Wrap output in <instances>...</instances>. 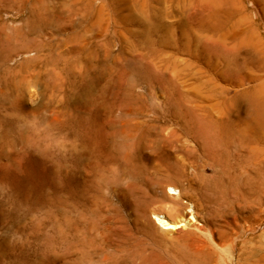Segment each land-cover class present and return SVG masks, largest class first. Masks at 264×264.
Listing matches in <instances>:
<instances>
[{"label":"rangeland","instance_id":"1","mask_svg":"<svg viewBox=\"0 0 264 264\" xmlns=\"http://www.w3.org/2000/svg\"><path fill=\"white\" fill-rule=\"evenodd\" d=\"M258 110L264 0H0V264H264V214L239 217L233 246L216 230L235 217L200 207V225L164 231L170 189L145 199L155 167L197 145L189 112L236 135ZM235 143L237 161L254 147ZM133 168L147 185L130 196Z\"/></svg>","mask_w":264,"mask_h":264},{"label":"bare ground","instance_id":"2","mask_svg":"<svg viewBox=\"0 0 264 264\" xmlns=\"http://www.w3.org/2000/svg\"><path fill=\"white\" fill-rule=\"evenodd\" d=\"M5 33L7 42L4 40L10 46H13L23 35L21 29L13 30L10 33L5 31ZM206 38L210 39L211 37ZM220 41L225 47L226 39L223 38ZM186 50H189L188 47ZM229 54L221 52L222 59L227 63L226 75L225 73H221V75L227 77L237 73L234 68L235 63L231 61ZM239 66L243 70L244 65L239 64ZM218 69L219 67H216L215 70L219 74ZM199 73H201V70H199ZM189 75H192V73ZM189 114L191 122H188L184 129L188 137L192 138L197 145L184 153L185 159L178 160L177 165L169 161L155 167V173L151 172L153 173V182L148 184L150 192L149 194L147 192L145 196L146 206L156 204L158 201L160 203L159 193H162L160 191L169 188L171 191L169 202L171 204L168 203L169 205L166 208L169 211L168 213L172 215L156 216L164 231L176 233L184 227L201 224L200 207L206 209L205 211L214 219L213 221L219 218L235 217L233 222H227V229H220V226L216 230L222 234L226 241L233 240L231 245L235 246L244 231L239 217L244 215L245 212L251 213L249 218H253L256 214L261 217L264 214V149L260 147L264 143L263 115H260L258 110V116L253 118L251 123L248 122V127L237 130L235 135L232 131L230 133L227 131L226 125L223 126V123L212 119L199 117L200 124L195 125L193 118L195 113L189 112ZM166 131V129H162V133ZM170 133L175 137H180L176 131H170ZM249 136L254 141V147L248 151V155H242V160L233 159V154L229 150L232 146H237L240 152H243L239 147L240 144L236 145L235 140L240 141L243 147V142ZM188 168L191 169V173L186 176ZM137 169H128L126 172L131 181L126 187L130 196L133 193V195H136V192L137 194L140 193L147 185L146 182L143 183L142 180H138V176L143 177V174L145 175L147 171ZM174 176L177 177L175 178L177 182L174 180ZM185 183H188V187L184 185ZM191 196L196 197V200L194 198L190 201L184 200ZM192 200H195V202ZM182 201L188 205L186 210L183 209L185 206H183ZM146 206L143 204L138 206L143 216L147 213ZM249 230H252V228L250 227Z\"/></svg>","mask_w":264,"mask_h":264}]
</instances>
